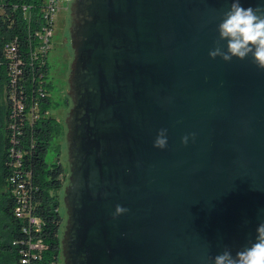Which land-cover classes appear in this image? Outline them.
<instances>
[{
  "label": "water",
  "instance_id": "obj_1",
  "mask_svg": "<svg viewBox=\"0 0 264 264\" xmlns=\"http://www.w3.org/2000/svg\"><path fill=\"white\" fill-rule=\"evenodd\" d=\"M70 3L62 264H212L250 246L264 222V69L208 55L231 0ZM116 205L128 211L114 219Z\"/></svg>",
  "mask_w": 264,
  "mask_h": 264
},
{
  "label": "trees",
  "instance_id": "obj_2",
  "mask_svg": "<svg viewBox=\"0 0 264 264\" xmlns=\"http://www.w3.org/2000/svg\"><path fill=\"white\" fill-rule=\"evenodd\" d=\"M44 4L0 0V94L6 93L0 106V264H59L61 258L66 171L59 144L56 162L47 163L45 155L63 126L50 113L48 61L36 47Z\"/></svg>",
  "mask_w": 264,
  "mask_h": 264
},
{
  "label": "clouds",
  "instance_id": "obj_3",
  "mask_svg": "<svg viewBox=\"0 0 264 264\" xmlns=\"http://www.w3.org/2000/svg\"><path fill=\"white\" fill-rule=\"evenodd\" d=\"M218 40L209 51L210 58L220 57L230 62L235 57L244 60L251 57L252 61L264 69V8L244 7L241 0H231L230 7L222 15L217 25ZM225 42V46L220 45ZM166 129H160L154 141V147L163 149L167 144ZM194 135V134H192ZM188 137H182L181 143L186 144ZM128 209L116 205L113 218L126 213ZM212 264H264V222L256 228L255 241L245 246L233 256L232 251L225 249L209 257Z\"/></svg>",
  "mask_w": 264,
  "mask_h": 264
},
{
  "label": "rangeland",
  "instance_id": "obj_4",
  "mask_svg": "<svg viewBox=\"0 0 264 264\" xmlns=\"http://www.w3.org/2000/svg\"><path fill=\"white\" fill-rule=\"evenodd\" d=\"M66 8V6H65ZM68 16V12L63 8L60 9L56 14L54 18V25H53V37H52V45L54 42L60 43L62 40L61 34L63 32V44L67 47V56L64 54L62 55V50L64 51V48L62 46L58 47V50H53V46L51 47L49 53H48V66H49V78L48 81L50 80L53 88L51 89V100L52 104L49 108L50 113L52 115H55L57 119L62 123L63 126V133L61 134L60 137L54 138L51 142V146L49 147L45 159L47 163L51 162H56L57 160V152L53 149L54 146H57L60 148V160L62 164L65 166V171H66V182L65 186L67 185L68 182V176H69V158H68V150H67V141H66V125L64 123V119L66 117V113L71 106V102L69 99H66V91L68 89V85L66 82L67 74L69 71V62L71 59L72 55V50L70 47V39L68 36V33L65 28L66 24V17ZM58 35H60L58 37ZM61 45V44H60ZM61 47V49H60ZM69 47V48H68ZM70 51V52H69ZM71 53V54H70ZM64 57L68 58V65L66 66V61ZM5 88L1 91L0 94V106L2 105L5 106ZM69 102V103H68ZM3 111V110H2ZM63 192L61 193V203L62 207L60 209V212L62 214V217L64 218V221L66 219V214H65V207H63ZM62 251V250H61ZM61 256V254H60ZM59 264H62V257L59 260Z\"/></svg>",
  "mask_w": 264,
  "mask_h": 264
},
{
  "label": "built area",
  "instance_id": "obj_5",
  "mask_svg": "<svg viewBox=\"0 0 264 264\" xmlns=\"http://www.w3.org/2000/svg\"><path fill=\"white\" fill-rule=\"evenodd\" d=\"M71 0H45L44 7L39 16V20L42 22L43 27L40 32V36L37 41V48L44 56L48 58V53L52 47V37H53V25L55 14L60 10L67 8ZM28 12V10H26ZM30 19V15H29ZM10 51L13 53L16 51L15 47H11ZM11 53H9V56Z\"/></svg>",
  "mask_w": 264,
  "mask_h": 264
},
{
  "label": "flooded vegetation",
  "instance_id": "obj_6",
  "mask_svg": "<svg viewBox=\"0 0 264 264\" xmlns=\"http://www.w3.org/2000/svg\"><path fill=\"white\" fill-rule=\"evenodd\" d=\"M73 1V0H72ZM70 4L71 3H69L68 4V6H67V8H64L67 12H68V16L66 17V24H65V28H66V31H67V33H68V36H69V39H70V28H71V19H72V17H71V10H70ZM64 31H65V29H64ZM63 31V32H64ZM63 32H62V34H61V38H62V40L60 41V43L58 44V42H54L53 43V50H58V47L59 46H62L63 48H64V51L62 50V55H66L67 56V51H66V49H67V47L65 46V44H63ZM60 35H58V37H59ZM61 44V45H60ZM71 47V46H70ZM69 48V47H68ZM60 49H61V47H60ZM70 52V51H69ZM71 54V53H70ZM64 59H65V61H66V66L68 65V58L67 57H64ZM71 61H72V55H71V59H70V62H69V67H70V63H71ZM69 69V68H68ZM68 74H69V71H68ZM68 74H67V78H65L66 79V82H67V79H68ZM67 85H68V82H67ZM68 90V89H67ZM66 99H69L70 100V98L68 97V95H67V91H66ZM69 103V102H68ZM64 188V187H63ZM62 192H63V190H62ZM63 207H64V205H63ZM62 225H64V218H63V224ZM62 229H63V226H62ZM60 254H61V252H60Z\"/></svg>",
  "mask_w": 264,
  "mask_h": 264
}]
</instances>
